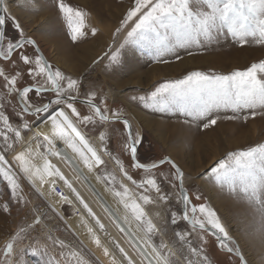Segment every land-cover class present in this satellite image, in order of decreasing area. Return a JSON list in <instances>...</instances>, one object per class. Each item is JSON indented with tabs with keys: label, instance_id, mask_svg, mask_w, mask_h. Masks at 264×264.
I'll return each instance as SVG.
<instances>
[{
	"label": "snow or ice",
	"instance_id": "obj_1",
	"mask_svg": "<svg viewBox=\"0 0 264 264\" xmlns=\"http://www.w3.org/2000/svg\"><path fill=\"white\" fill-rule=\"evenodd\" d=\"M25 2L30 4L32 0ZM58 8L74 42L89 34L85 31V12L74 9L64 0H58ZM9 22L19 34L18 39L7 37ZM121 32L125 33L123 42L106 54L109 66L121 65L125 46L147 50L160 62L166 55H177L180 48L199 47L225 34L241 46L250 42L264 45V0H135V6L128 10L116 29V33ZM91 34L95 35L96 29H91ZM26 45L36 47V42L25 36L6 0H0V61H9L15 66L17 62L12 58L18 54L19 61L28 66L15 69L14 74L0 67L6 94L16 100L15 104L11 100L7 103L18 117L14 123L6 114L5 104L0 103V182L6 185L12 200L28 202L21 184V180H25L42 196L41 189L47 184L50 194L61 202L69 205L78 202L86 213V216H80V224L91 243L110 259V264H211L205 248L208 236L215 238L219 249L238 258L239 264H249L217 212L206 202H194L203 201V197L196 193L193 199L185 188V174L175 162L171 159L150 164L141 162L138 146L142 138L133 132L123 112L110 109L106 101L96 103V93L91 92L80 101L90 109L89 114L82 115L76 107L81 82L54 69L43 56L27 55L22 51ZM25 72L32 82L19 85ZM3 99L0 95V100ZM139 100L156 111L179 112L186 122L200 121L205 129L215 126L222 113L226 120L241 119L240 114L245 111L255 118L257 109L264 114V61L227 75L193 71L182 79L161 83L150 95L140 96ZM229 112L232 114H227ZM248 118L247 115L242 117L245 122ZM117 122L126 135L121 151L128 157L132 169L144 173L139 181L129 173L125 161L114 154L107 132H100L98 143L93 144L82 130ZM42 124L47 125L44 131L27 135L33 127L39 128ZM58 142L70 151L97 184L103 185L104 192L113 202L122 207L123 212L117 208L119 218L100 201L97 205L103 216L94 211L73 184V179L79 181L74 170L70 179L53 163L52 158H56L71 170L66 157L60 154ZM8 153H12L11 161L6 158ZM109 161L113 164L111 171ZM165 164L170 165L171 171L167 174L161 171L158 178L156 170ZM209 172L221 190L226 189L229 195L245 201L254 210L255 230L264 239V144L229 152ZM59 182L69 194L57 190ZM165 183L175 191H167ZM173 197L179 208H173ZM151 204L163 205L170 213V224L175 226L173 232L177 238L171 245L163 239L159 242L155 239L163 237L167 229L155 223L146 211L145 206ZM4 211H9L7 205ZM41 216L37 214L32 223L20 227L10 236L0 249L3 257L0 264H27L26 248L40 259L41 264H89L79 249H72L64 240L53 237L51 228H48L46 240L58 250L55 254L46 243L33 237L32 233L38 232L43 225ZM59 219L65 222L66 230L72 231L63 216ZM181 223L186 225L185 229H180ZM108 225L121 234L120 237L113 238ZM43 227L47 228L46 225ZM101 234L109 238L107 243L101 239ZM193 234L200 240L198 246L189 238ZM121 239L131 251L121 245ZM26 240L32 242L26 245ZM108 244L118 250L120 259Z\"/></svg>",
	"mask_w": 264,
	"mask_h": 264
},
{
	"label": "rangeland",
	"instance_id": "obj_2",
	"mask_svg": "<svg viewBox=\"0 0 264 264\" xmlns=\"http://www.w3.org/2000/svg\"><path fill=\"white\" fill-rule=\"evenodd\" d=\"M6 3L11 14L20 22L25 36L37 43L53 68L81 82L79 99L95 92L96 103L100 104L103 100L110 109L123 112L131 122L133 132L139 133L142 138L138 148L140 161L150 164L166 158L172 159L184 172L185 188L193 199L196 193L203 197V201L194 202H206L217 212L230 236L241 246L249 264H264V239L255 230L254 210L245 201L229 195L226 189L221 190L209 172L229 152L264 144V114H261V110H256L255 118L245 111L240 114L241 119L236 120L223 119L222 113L215 126L205 129L200 121L186 122V118L179 112L156 111L150 104L145 106L139 100L140 96L150 95L161 83L182 79L193 71L227 75L236 70H245L253 63L264 61V45L250 42L241 46L225 34L199 47L180 48L177 52L179 59L177 55H166L160 62L147 50L125 46L121 65L109 66L106 54L123 42L125 33H116V29L128 10L135 6V0H64V3L87 14L85 31L89 34L75 42L71 39L67 22L59 12L58 0H32L30 4L25 0H6ZM93 28L96 29L95 35L91 34ZM6 35L14 40L19 38L11 22L6 27ZM22 51L30 57L37 55L31 45H26ZM12 59L17 62L15 66L9 61H0V67L9 74H14L15 69L28 67L19 61L18 54H14ZM31 82L25 72L18 84ZM3 83L0 78V95L4 96L0 103L5 104L6 114L15 123L18 117L7 101L11 100L15 104L16 100L7 96ZM77 108L82 115L90 113V109L84 105ZM244 115L249 117L247 122L242 119ZM82 130L93 144L98 143L100 132H107L114 154L125 161L134 179H143V171L132 169L128 157L121 151L126 135L120 123ZM31 134L32 132L27 133L28 136ZM6 158L11 161L12 153H8ZM108 168L113 170L111 161ZM161 171L169 173L170 165L156 170L158 178ZM21 184L27 203L12 200L6 185L0 182V249L20 227H26L37 214H42L43 225L47 228L40 226V230L33 232L32 236L46 243L51 253L55 254L58 250L52 248L51 242L46 240L48 228L72 249H79L89 264H110V259H105L104 255V260L101 259L89 249L73 227L72 231L66 230L65 222L59 219V216H63L67 225L71 226L79 220L80 212L73 205L40 195L25 180H21ZM129 187L133 186L129 183ZM164 188L169 192L175 191L167 183ZM171 203L174 209L180 207L175 203V197ZM5 205L8 206V212L4 211ZM145 209L155 223L167 229L163 237L155 238L156 241L163 239L171 245L177 238L173 232L175 226L170 224V213L163 205L157 204L147 205ZM157 213H160V217H157ZM185 227V224H180V229ZM189 238L194 245L200 244L196 234ZM207 240L205 248L211 264H239L236 257H230L218 248L214 237L208 236ZM31 242L26 240L25 244ZM2 258L0 254V259ZM25 259L27 264H41L40 259L32 256L27 248Z\"/></svg>",
	"mask_w": 264,
	"mask_h": 264
},
{
	"label": "bare ground",
	"instance_id": "obj_3",
	"mask_svg": "<svg viewBox=\"0 0 264 264\" xmlns=\"http://www.w3.org/2000/svg\"><path fill=\"white\" fill-rule=\"evenodd\" d=\"M46 128H47V125H43V124L40 125L39 128L33 127L32 134L35 133V132L44 131ZM85 135H87V134L85 133ZM58 147L60 149V154L61 153L65 154L66 158L75 166L76 169H78L81 173H83L84 175H86L88 177L89 181L92 183V185L98 191L97 196H95V194L93 192H91L89 190V188L86 187V185L84 183H82L80 180L77 181V180L73 179V183H74L75 187L85 197V199L87 200V202L89 203V205L94 209V211H96L99 215L103 216V213H102L100 207H98V205H97V201H100V203H103V200L102 199H104L107 202V204H109V206L111 207V209L108 208L109 212L112 213V215L114 217L119 218L118 217V213H117V208L119 206L113 202V200H112V198H111V196L109 194H107L106 192H104L103 185L97 184L95 182L94 178H92L91 176H89V174L87 173V170L84 169L80 164L77 163V161L73 158V156L70 153V151L67 150L66 148H64V146L62 144H59V142H58ZM62 149H63V151H62ZM52 160H53V163H55L57 165V167H59L61 169V171H63L65 173L66 176H68L70 179H72V177H73V171L70 170L69 167L65 166V164L63 162H61L60 160H58L56 158H52ZM59 183L62 184V182H59ZM64 189H65L66 193L69 194L68 189L65 188V187H64ZM96 190H94V191L96 192ZM41 191L44 192V195L46 197H49V198H52L53 197L56 200H59V198L56 197L54 194H50L49 185L45 184L44 187L41 189ZM59 202H61V201L59 200ZM71 205H73V207H75V209H77L80 212V216L81 215H85L86 216V213H84V210H83L82 206H80L78 204V202H74ZM119 211L120 212H123L122 207H119ZM80 216L78 217L79 220L77 219L76 222L72 223L73 229L85 241V243L87 244V246L89 247V249H91L96 255H98L101 259L104 260L105 257H103L102 250L96 248L95 245L91 243V239L87 235L86 230L80 224ZM89 220H90V218H89ZM104 222L107 225V221L105 220ZM108 230L112 234V237L113 238L120 237V235H121L114 228H112L110 225H108ZM101 239L103 241H105L106 243L109 240L108 237H104L102 234H101ZM120 242H121V245L123 247H125V249L127 251H131L128 248L127 244L124 243L123 239H121ZM108 246L110 247V250H112L114 252V254L117 256V258L120 259V255H119L118 250L112 249L111 244H108ZM105 259H109V258L106 257Z\"/></svg>",
	"mask_w": 264,
	"mask_h": 264
},
{
	"label": "built area",
	"instance_id": "obj_4",
	"mask_svg": "<svg viewBox=\"0 0 264 264\" xmlns=\"http://www.w3.org/2000/svg\"><path fill=\"white\" fill-rule=\"evenodd\" d=\"M62 151H63V149H62ZM61 156L66 157L65 154H63V153H61ZM66 159H67V158H66ZM67 160H68V159H67ZM68 163L71 165V170H74L75 174L79 177V180H80L82 183H84V184L86 185V187H88L89 190L95 194V196H97L98 191H97L96 188L92 185V183L89 181L88 177H87L86 175H84L83 173H81L78 169H76L75 166H74L69 160H68ZM73 184H74V183H73ZM74 186H75V185H74ZM57 190H58V191H63L65 194H67L66 191H65V189H64V187H62V184H60V183H58V185H57ZM94 190H96V192H95ZM102 200H103L104 205H105L106 207H108L109 209H111V207L109 206V204H107V202H106L104 199H102ZM51 235H52L53 237H56V233H55L54 231H51Z\"/></svg>",
	"mask_w": 264,
	"mask_h": 264
},
{
	"label": "water",
	"instance_id": "obj_5",
	"mask_svg": "<svg viewBox=\"0 0 264 264\" xmlns=\"http://www.w3.org/2000/svg\"><path fill=\"white\" fill-rule=\"evenodd\" d=\"M33 40V39H32ZM37 55H41L44 57V59L50 64V62L47 60V58L45 57V55L42 53V51L40 50V48L38 47L37 43H36V47H34ZM38 49V51H37ZM80 101H83V99H79V101L77 102V104H81V105H84L86 106L85 104L81 103ZM87 107V106H86ZM130 122V121H129ZM118 123V122H117ZM131 123V122H130ZM113 124H116V123H113ZM132 125V124H131ZM132 130H133V126H132ZM139 148V146H138ZM166 159H170V158H166ZM165 160V159H164ZM172 160V159H171ZM173 161V160H172ZM174 162V161H173ZM166 165V164H165ZM164 166V165H163ZM182 170V169H181ZM238 259V258H237Z\"/></svg>",
	"mask_w": 264,
	"mask_h": 264
},
{
	"label": "crops",
	"instance_id": "obj_6",
	"mask_svg": "<svg viewBox=\"0 0 264 264\" xmlns=\"http://www.w3.org/2000/svg\"><path fill=\"white\" fill-rule=\"evenodd\" d=\"M77 106H81V104H76V107H77ZM78 110H79V109H78Z\"/></svg>",
	"mask_w": 264,
	"mask_h": 264
}]
</instances>
